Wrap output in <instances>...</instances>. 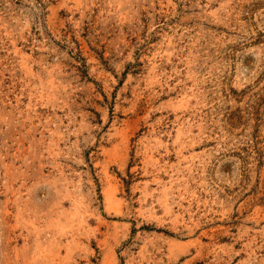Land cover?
Returning a JSON list of instances; mask_svg holds the SVG:
<instances>
[{
    "label": "rangeland",
    "instance_id": "1",
    "mask_svg": "<svg viewBox=\"0 0 264 264\" xmlns=\"http://www.w3.org/2000/svg\"><path fill=\"white\" fill-rule=\"evenodd\" d=\"M0 264H264V0H0Z\"/></svg>",
    "mask_w": 264,
    "mask_h": 264
}]
</instances>
